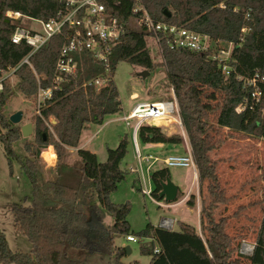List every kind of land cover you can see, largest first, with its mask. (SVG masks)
<instances>
[{
    "label": "trees",
    "instance_id": "16d2710c",
    "mask_svg": "<svg viewBox=\"0 0 264 264\" xmlns=\"http://www.w3.org/2000/svg\"><path fill=\"white\" fill-rule=\"evenodd\" d=\"M107 1V0H106ZM114 1V0H113ZM116 1V0H115ZM112 0L107 6L124 26L122 38L113 47L107 65L92 59L89 53H80V65L73 76L61 83L60 89L52 93L50 99L40 107L34 116L33 142L25 143L28 156L20 157L13 150V143L21 137L20 127L12 124L3 113L11 93L8 81H2L0 90V142L8 165L17 161L20 169L31 184L30 205H14V228L25 235L32 245L30 252L12 250L0 231V264H82L71 258L70 249L89 251L94 245V237L103 226L106 216L113 223L105 228L108 245L107 255H114L115 264H123L125 247H114L115 235H136L150 240V246H141L140 251L150 256L148 264H264V207L254 248L251 255L238 253L232 260L228 248L230 239L218 234L222 224L214 217V211L225 202V191L217 174V160L211 158L210 146L204 137L189 136L195 164L204 171L210 181L207 191L209 203L202 207V230L204 239L191 224L178 221L171 230L148 223L136 233H131L127 216L128 202L114 203L110 194L124 180L126 170L121 162L127 154L128 138L123 136L114 148H106L107 157L99 161L97 155L88 149L79 148L84 129L90 124H101L104 117L119 113L121 102L112 74L118 62L126 61L133 66L150 72L152 61L146 44L150 35L143 28L131 26L132 7L136 0ZM150 16L156 21L183 26L208 34L213 40L232 42L230 74L225 75L217 61L208 58V52H191L186 49H169L161 45V56L167 77L172 84L180 108L182 120L190 115L194 129L204 133L207 129L202 118L203 105L198 98L196 85L213 88L222 93L217 106L219 113L216 123L232 131L250 137L264 139V80L256 85L261 95L255 102L250 93L252 87H244L243 80L255 73L264 77V0H140ZM12 10L23 15L47 20L63 10L59 0H0V73L17 66L30 52L24 43L14 44L10 38L14 24L6 22L5 12ZM166 13H169L167 16ZM246 28L242 32V28ZM67 34L53 36L43 47L30 55V65L23 63L14 76L16 86L25 97L31 98L38 87L50 85L59 49ZM106 78L99 89L93 81ZM248 97L245 108L237 113L236 107ZM49 117L55 119L52 132L45 125ZM186 123V122H185ZM141 143H163L176 145L182 142L180 134H167L161 126L144 124L137 131ZM51 145L56 154L55 177L42 180L38 174V159L42 148ZM76 149L72 163L66 161ZM46 160L53 164L54 153L49 149L44 153ZM170 178L168 167L150 173L153 184L152 197L163 199L159 193L161 182ZM183 195L178 188L177 201ZM172 201V202H174ZM194 205V197L187 202ZM223 222L225 219H222ZM97 225V227H96ZM134 234V235H133ZM135 236V237H136ZM243 240V239H242ZM241 242V241H240ZM240 244V243H239ZM158 249V252H155ZM244 259L247 263H244Z\"/></svg>",
    "mask_w": 264,
    "mask_h": 264
},
{
    "label": "rangeland",
    "instance_id": "374dc122",
    "mask_svg": "<svg viewBox=\"0 0 264 264\" xmlns=\"http://www.w3.org/2000/svg\"><path fill=\"white\" fill-rule=\"evenodd\" d=\"M22 22V21H19ZM32 27H39L37 23L31 22ZM131 26L135 29H140V25L132 20ZM146 44L149 50L152 61L155 63L153 70L145 76H140L144 71L137 66H133L126 61L117 63L112 79L119 94L121 102V111L104 117L101 124H92V129L88 134L94 133L93 147L97 151V159L104 161L107 157L106 148H114L118 144L120 138L128 137L127 154L121 162L122 167L126 170V175L115 191L110 194V200L114 203L128 202L130 211L127 220L130 224L131 233H136L144 228L148 223L158 226L162 217H168L167 209L158 206V204H169L164 199L151 200L143 195L140 190V183L137 175L130 171V167H136L137 161L134 157L136 147L139 142L138 149L143 154L142 144L140 141H134L133 131L127 127L121 117L127 114L131 107L137 102H153L159 100H170L175 93L172 84L170 83L165 66L163 64L161 49L155 38L150 34L146 36ZM226 47V44H223ZM0 73V81H8L11 86V93L7 103L3 107V113L6 116L22 111V120L15 124L20 127L26 123L34 122V116L38 114V102L36 96L31 98L25 97L19 92L16 86L17 78L14 73L6 77ZM196 91L200 103L204 106L202 118L206 122L207 129L204 133H199L194 129V125L190 115L185 116L182 120L179 108V116L181 125L178 123H169L167 129L163 131L173 130L170 134H180L182 142L172 146L171 152L174 154H182L187 148L191 150L189 136L204 137L206 145L211 147L209 152L212 159L219 161L217 166V174L220 183L225 189V202L220 204H233L228 207H218L214 211V217L223 228L219 237L223 235L230 239L228 248L231 259L238 258V246L243 239L249 243L254 242L256 237L260 216L264 207V139H257L245 135L244 133L224 129L217 125L216 119L219 110L217 106L220 103L222 96L221 91L213 88H208L200 84L196 85ZM53 117L45 120V125L49 132H52ZM161 120L156 121L160 123ZM186 122V123H185ZM134 123V120L131 121ZM170 126H172L170 128ZM84 134V135H88ZM34 139V131L30 136L21 137L13 143L12 147L16 155L20 157L28 156L24 149L25 143H32ZM106 145V147H105ZM50 146V147H49ZM48 147L55 154L51 145ZM47 151V150H46ZM168 153V152H166ZM56 155V154H55ZM152 156H159L151 154ZM169 154H166L168 156ZM44 157V155H43ZM75 159V153H69L66 161L72 163ZM143 168L146 164L143 163ZM161 161L156 162L151 168L153 170ZM38 174L42 180L53 179L55 177V164L50 166L44 158L38 159ZM171 177L178 183V187L183 192L192 181L191 167H168ZM198 179L195 181L194 192L190 193L186 198V204L191 196L194 197V204H201L202 207L209 203L208 185L210 181L205 178L204 171L200 170L196 165ZM147 183L152 187V182L147 176ZM172 181V180H171ZM224 184V185H223ZM227 190V191H226ZM198 194V195H197ZM184 193L181 198L184 197ZM32 200L31 184L20 169L17 161L13 160L11 165H8L6 160L3 145L0 142V231L5 235L8 245L12 250H20L30 252L32 245L27 237L14 228L13 206L14 205H30ZM156 201V202H154ZM220 206V205H219ZM202 207H198L195 214H192L189 219L191 224L196 225V217H200V223L197 225V232L203 237L206 233L202 230ZM188 216L187 213H185ZM225 219L223 222L222 219ZM113 223L111 216H106L103 221V226L108 227ZM102 226H98V229ZM174 227H177L175 223ZM134 235V234H133ZM136 236V235H134ZM125 235H115L111 249L116 247L129 246L131 252L125 254L121 258L123 264H148L150 256L143 254L140 251L141 246H150V240L137 237V241L129 242L125 239ZM95 245L87 252L84 250L70 249L68 254L71 258H76L82 264H115L114 255H107L105 250L108 242L103 233V236L94 237ZM243 261V259H242ZM244 263L247 261L244 259Z\"/></svg>",
    "mask_w": 264,
    "mask_h": 264
},
{
    "label": "built area",
    "instance_id": "2783aa9c",
    "mask_svg": "<svg viewBox=\"0 0 264 264\" xmlns=\"http://www.w3.org/2000/svg\"><path fill=\"white\" fill-rule=\"evenodd\" d=\"M109 0H59L63 5V10L59 11L53 18L47 20L37 19L21 14L20 12L7 10L4 14L11 23L14 24V31L11 35V42L14 44L24 43L30 47V52L15 67H9L3 71V77L14 73L16 69L23 63L30 65L28 58L30 55L43 47L53 36L62 33L64 27L67 28V34L59 49L58 56L54 66V72L49 86L38 87L36 98L38 102V110L50 99L53 91L59 90L61 83L67 80L69 76H73L78 71L80 65V53L87 52L92 59L98 63L107 65L109 56L113 47L122 38L124 34V26L118 17L108 8ZM114 5H118V0H112ZM133 20L136 21L141 28L151 34L159 46L162 44L169 49H186L191 52H208L213 50L208 58L217 61L225 75L230 74L231 66L229 65L231 52L234 48L232 42H221L213 40L208 34L171 24L154 20L142 5L140 0H136L132 7ZM22 21V22H19ZM31 22H35L39 27H32ZM242 32L246 28L241 29ZM226 44V47L223 46ZM31 66V65H30ZM264 80L259 73H255L252 78L243 80L244 87H252L250 97L258 102L260 91L257 88L256 81ZM97 89L105 85L106 78H96L93 81ZM2 81H0V90H2ZM248 97L236 107V112H241L246 104ZM39 112V111H38ZM168 116L177 118L173 123L181 125L179 116V105L176 96L173 95L170 100H159L153 102H137L127 114L122 115L121 119L127 127L131 126L134 141L136 142L137 131L140 126L155 125L159 126L156 121L168 119ZM134 120L132 124L131 121ZM164 125V124H160ZM48 128L50 126L48 125ZM50 147V146H49ZM48 146L41 149L40 158ZM135 158L137 166L134 172L138 175L140 190L143 195L149 199L152 197V188L147 183V176L150 178L152 172L151 166L157 161H161L166 167H191L194 178H198L196 172V164L193 154L189 148L182 154H171L163 158L152 155H142L136 147ZM142 161L148 162L143 168ZM56 162V155L55 160ZM151 181V179H150ZM156 202V201H154ZM157 203V202H156ZM162 208H169L170 204H158ZM177 220L175 218L162 217L158 226L171 230L174 228ZM125 239L129 242L137 241V237L127 235ZM254 244L245 240H241L237 252L243 255H251ZM158 252V249H155Z\"/></svg>",
    "mask_w": 264,
    "mask_h": 264
},
{
    "label": "crops",
    "instance_id": "0c3cea01",
    "mask_svg": "<svg viewBox=\"0 0 264 264\" xmlns=\"http://www.w3.org/2000/svg\"><path fill=\"white\" fill-rule=\"evenodd\" d=\"M122 108V107H121ZM219 113V112H218ZM218 115V114H217ZM168 119H165V120H161L160 121V123H158V125L159 126H161V127H164V128H166L167 129V127H168V125H169V123H172V122H174V121H176L177 120V118H175L174 116H171V117H167ZM160 124H164V125H160ZM172 126H170V128H171ZM222 128H224V129H227V128H225V127H222ZM92 129V124H90V125H88L87 126V128L86 129H84L83 130V132H82V135H81V139H80V142H79V148H84V149H88V150H90L91 152H94L96 155H97V151H96V149L93 147V140H94V133H92V134H88V132H90V130ZM172 132H175V131H171V130H168L167 131V134H170V133H172ZM84 134H88V135H84ZM126 136H127V134H126ZM128 138V137H127ZM136 140H137V137H136ZM138 141V140H137ZM128 142H129V140H128ZM142 144V149H143V154L142 155H144V156H146V155H151V154H155V155H157V156H159L160 158H163V157H165L166 156V154H169V155H171V154H174L173 152L172 153H169V152H171V150H173L172 149V146L173 145H171V144H163V143H141ZM129 146V145H128ZM105 147H106V145H105ZM137 147H139V142H138V144H137ZM49 150V149H48ZM47 150V151H48ZM68 150L71 152V153H74V151L76 150V149H74V148H68ZM139 150V149H138ZM46 151V152H47ZM140 151V150H139ZM166 152H168V153H166ZM54 157H55V154H54ZM134 157H135V153H134ZM45 160H46V158H45ZM47 161V160H46ZM158 162V161H157ZM47 163L50 165V166H53L54 165V163H56V162H54L53 164H50L48 161H47ZM143 163H145L146 164V166L148 165V162H146V161H144ZM154 164H156V162L155 163H153V165ZM152 165V166H153ZM152 166H151V168H152ZM155 166V165H154ZM162 167H165L164 166V164L163 163H159L158 164V166L156 167V168H154L152 171H154V170H157V169H160V168H162ZM130 171L131 172H134V167L132 168V167H130ZM134 173H136V172H134ZM136 175H137V173H136ZM137 179H138V175H137ZM198 178H194V176H193V173H192V181L190 182V184H189V186L186 188V191L185 192H183L182 190V193H184L185 195H184V197L183 198H179L177 201H174V202H169V204H170V207L169 208H165V209H167V212H168V217L169 218H175L176 220H177V222L178 221H182V222H185V223H188V224H191L189 221V219H187V218H191V216H192V214H195V216H196V210H197V208L198 207H202V205L201 204H194L193 206H189L188 204H186V198H187V196L190 194V193H192V192H194V190L193 189H195V186H194V184H195V181L197 180ZM171 180H172V182L175 184V185H177V187H178V183L181 181V180H178V183L175 181V180H173V178L171 177ZM152 182V181H151ZM224 185V184H223ZM225 186V185H224ZM224 186H222L223 188H224ZM151 188H153V184H152V187ZM179 188V187H178ZM224 191H225V189H224ZM227 191V190H226ZM198 195V194H197ZM231 206V205H233V204H220V206H219V208L221 209L222 207H228V206ZM202 210V209H201ZM185 213H187L188 214V216H186V214ZM200 217H196V225L195 224H191L192 226H194L195 228L197 227V225L200 223ZM155 226V225H154ZM96 227H97V225H96ZM105 226H102V227H100L98 230H99V233H97V236L99 237V236H103V233L105 232ZM144 239H146V238H144ZM95 242V241H94Z\"/></svg>",
    "mask_w": 264,
    "mask_h": 264
},
{
    "label": "water",
    "instance_id": "95a60500",
    "mask_svg": "<svg viewBox=\"0 0 264 264\" xmlns=\"http://www.w3.org/2000/svg\"><path fill=\"white\" fill-rule=\"evenodd\" d=\"M167 16H169V13H166ZM6 22H10L9 19H5ZM148 74V71L144 70L140 73V76H145ZM22 111H17L13 114H11L8 119L12 124H18L22 120ZM53 123H55V120H53ZM21 135L23 137L30 136L33 132V126L32 123H26L20 126ZM161 191L159 193L160 197H162L167 202H172L175 200L178 192V187L175 185L170 178H166L165 181L161 182ZM126 253L129 254L131 252V249L129 246L125 247Z\"/></svg>",
    "mask_w": 264,
    "mask_h": 264
},
{
    "label": "bare ground",
    "instance_id": "6f19581e",
    "mask_svg": "<svg viewBox=\"0 0 264 264\" xmlns=\"http://www.w3.org/2000/svg\"><path fill=\"white\" fill-rule=\"evenodd\" d=\"M168 117H171V116H168Z\"/></svg>",
    "mask_w": 264,
    "mask_h": 264
}]
</instances>
